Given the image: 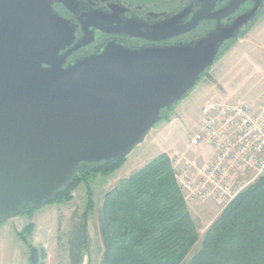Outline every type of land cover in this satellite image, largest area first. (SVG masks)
<instances>
[{
    "label": "water",
    "instance_id": "obj_1",
    "mask_svg": "<svg viewBox=\"0 0 264 264\" xmlns=\"http://www.w3.org/2000/svg\"><path fill=\"white\" fill-rule=\"evenodd\" d=\"M200 0L187 23L158 28L164 40L215 27L188 43L130 50L108 44L63 68L59 51L73 29L53 10L76 13L75 0H0V220L51 203L82 164L116 162L194 88L225 43L261 13V0L230 24L247 0Z\"/></svg>",
    "mask_w": 264,
    "mask_h": 264
},
{
    "label": "trees",
    "instance_id": "obj_2",
    "mask_svg": "<svg viewBox=\"0 0 264 264\" xmlns=\"http://www.w3.org/2000/svg\"><path fill=\"white\" fill-rule=\"evenodd\" d=\"M232 42L222 47L216 60ZM125 159L109 164H82L69 185L49 204L71 201V194L79 184L118 170ZM93 204L88 190L86 208L70 234L69 264H83L90 246L88 217ZM32 229L33 224L29 223L17 233L26 245L27 264H45L46 250L27 241ZM99 231L102 246L99 264L185 263L199 240V232L165 153L118 180L104 194ZM186 264H264V176L221 210L204 232L200 249Z\"/></svg>",
    "mask_w": 264,
    "mask_h": 264
},
{
    "label": "rangeland",
    "instance_id": "obj_3",
    "mask_svg": "<svg viewBox=\"0 0 264 264\" xmlns=\"http://www.w3.org/2000/svg\"><path fill=\"white\" fill-rule=\"evenodd\" d=\"M250 26L251 24L239 34L230 44L229 49L218 57L206 72L207 75L218 61L231 63L230 70L227 72L223 70L220 74L223 78L224 92L233 100L229 104L242 103L251 106L253 98L264 89V49L252 51L238 41ZM206 75H202L192 90L161 115V120L149 130L144 141L132 149L118 170L107 175L90 177L87 183L79 184L73 190L72 200L69 202L47 204L24 211L12 219L1 221L0 264H27L26 245L18 239L17 233L29 223L33 224V229L27 236V241L33 246H41L46 250L45 264H69L70 234L86 208L88 190L92 193L94 204L88 217L90 246L83 264H99L102 251L99 231L100 213L104 194L112 189L118 180L129 177L157 155L161 153L167 155L172 151L184 149L197 128L200 109L206 100L204 95ZM206 151H208L206 148H202L198 155ZM187 205L197 226L199 240L184 264L200 249L204 232L217 218L218 208L222 210L221 206L209 200L191 202Z\"/></svg>",
    "mask_w": 264,
    "mask_h": 264
},
{
    "label": "built area",
    "instance_id": "obj_4",
    "mask_svg": "<svg viewBox=\"0 0 264 264\" xmlns=\"http://www.w3.org/2000/svg\"><path fill=\"white\" fill-rule=\"evenodd\" d=\"M202 148L208 151L198 155ZM167 157L186 203L209 200L224 209L264 176V95L259 110L242 103L203 104L184 149Z\"/></svg>",
    "mask_w": 264,
    "mask_h": 264
},
{
    "label": "flooded vegetation",
    "instance_id": "obj_5",
    "mask_svg": "<svg viewBox=\"0 0 264 264\" xmlns=\"http://www.w3.org/2000/svg\"><path fill=\"white\" fill-rule=\"evenodd\" d=\"M75 1L77 7L74 14L60 4L53 5V10L74 31L72 43L58 53L59 57L64 56L63 68L99 53L110 43L130 50L169 46L198 39L215 27V20L200 21L188 33L164 40H152L160 37L161 31H156L158 28L178 17L181 23H187L201 8L200 0ZM229 2L230 0H223L217 3L214 11L225 7ZM254 4V0H247L232 15L221 19L220 24H230L237 16L250 11ZM263 10L264 0H261V12Z\"/></svg>",
    "mask_w": 264,
    "mask_h": 264
},
{
    "label": "crops",
    "instance_id": "obj_6",
    "mask_svg": "<svg viewBox=\"0 0 264 264\" xmlns=\"http://www.w3.org/2000/svg\"><path fill=\"white\" fill-rule=\"evenodd\" d=\"M258 16H257L258 18L256 17L253 20L251 26L247 29L246 34L238 40L241 41L242 46L249 47V49L252 51L253 49H255L256 51L264 49V10ZM230 64L231 63L218 61L209 70L208 74L205 77L206 82H204L206 89V90L204 89L205 90L204 95L206 98L205 103L208 102L230 103L233 101L232 97L224 92V87L222 85L223 78L222 75H220L223 70H225L226 72L230 70L229 69ZM263 95H264V89L253 98L252 100L253 102L250 103L253 109L259 110L261 108ZM220 210L221 209L218 208V213H217L218 215L221 212Z\"/></svg>",
    "mask_w": 264,
    "mask_h": 264
}]
</instances>
